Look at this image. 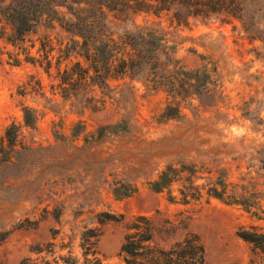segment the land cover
Listing matches in <instances>:
<instances>
[{
	"label": "rangeland",
	"instance_id": "1",
	"mask_svg": "<svg viewBox=\"0 0 264 264\" xmlns=\"http://www.w3.org/2000/svg\"><path fill=\"white\" fill-rule=\"evenodd\" d=\"M21 1L0 0V25L7 32L11 23L2 11ZM132 16L138 24L159 27L184 67H215L221 89L217 102L195 88L197 95L181 101V113L167 117L162 112L170 97L164 90L145 88L140 81H134V88L124 83L126 78L110 81L117 91L103 106L81 110L51 87L58 81L57 67L71 64L73 56L56 64L58 51L53 49L46 71L45 62L25 60L20 47L0 37V139L9 123L22 122V105L38 111L36 126L21 128L22 142L33 148L18 144L16 162L0 164V230L7 231L0 243L3 264H20L24 256L34 255L31 248L50 240L57 243V253L70 249L84 264L80 235L89 227L100 232L96 255L102 262L124 264L119 249L127 221L157 212L175 222V238L197 233L212 264H264V249L238 234L241 226L264 230L263 218L206 194L182 202L177 183L173 198L168 189L149 185L167 163L194 161L212 168L213 175L220 168L228 181L250 180L264 191V167L256 152L264 143V0H179L158 15L137 11ZM128 22L116 19L115 24L123 29L131 26ZM44 33H50L55 46L68 39L59 25L53 30L41 25L24 44L38 57ZM30 75L41 88L22 94ZM77 122L86 131L107 123L125 127L86 146L82 138L74 142L78 147L56 139L58 133L69 135ZM130 184L137 189L129 195L113 192V187L122 191ZM61 242L67 245L60 247ZM57 264L65 263L59 259Z\"/></svg>",
	"mask_w": 264,
	"mask_h": 264
},
{
	"label": "trees",
	"instance_id": "2",
	"mask_svg": "<svg viewBox=\"0 0 264 264\" xmlns=\"http://www.w3.org/2000/svg\"><path fill=\"white\" fill-rule=\"evenodd\" d=\"M176 1L179 0H22L17 4L10 3L2 11L11 23V30L7 32L5 26L0 25V37L5 36L8 42L20 47L25 53V60L33 63L38 61L40 65L45 62L46 71L51 67L53 49L58 51L56 64L73 56L71 64L62 69L57 67L58 81L52 83L51 87L53 92H58L64 100L74 102L81 110L103 106L117 91L110 81L128 78L124 83L129 82L131 87L136 88L134 81H140L145 88L164 90L170 99L162 115L176 116L181 113V101L197 95L195 88L203 89L210 99H216L215 96L221 94L213 76L215 67L208 68L206 64L195 68L184 67L172 56L159 27L138 24L133 19L132 14L137 11L158 15ZM116 19L130 21L128 23L131 26L121 29L115 24ZM41 25L52 30L59 25L67 33L68 39L65 42L58 40L55 46L50 33H44L37 49L42 51L38 57L31 54L24 44L27 36L38 32ZM14 60L19 62L20 58L15 55ZM199 75L200 82L193 81ZM39 88L40 80L30 75L20 92L24 94L28 89L37 91ZM214 99L212 103L215 104L218 99ZM21 109L22 122L9 123L0 139V164L16 162L18 144L25 149L33 148L31 144L22 142L21 128L35 127L38 111L27 104L22 105ZM124 127L125 124L120 122L107 123L93 131H86L85 126L77 122L69 135L58 133L56 139L62 144L78 147L74 142L82 138V146H86L109 134L118 133ZM256 152L263 163L260 167H264V143ZM206 167L194 161L169 162L155 178L149 180V185L158 191L168 189L173 198L172 186L177 183L176 189L182 202L200 200L206 194L207 197L214 196L228 203L240 204L257 218L264 219V204L261 202L264 191L258 190L250 180L246 183L231 182L227 180V171L219 168L218 174L213 175L212 168ZM199 178L205 180L198 182ZM136 189L137 186L130 184L122 191L113 187V192L125 196ZM126 227L119 249L124 264H212L207 258L204 242L197 233L186 231L181 237L175 238L177 225L158 212L154 215L137 214L127 221ZM99 233L96 227L81 232L79 244L84 264H107L96 255ZM238 234L264 249V230L260 227L241 226ZM6 236L7 231L0 230V243ZM59 245L65 247L67 243L61 242ZM31 249L34 255L24 256L20 264H57L59 259L65 264H78V258L70 249L66 254L57 253L54 240ZM0 264H3L1 256Z\"/></svg>",
	"mask_w": 264,
	"mask_h": 264
}]
</instances>
